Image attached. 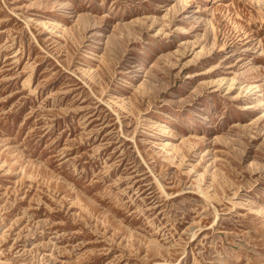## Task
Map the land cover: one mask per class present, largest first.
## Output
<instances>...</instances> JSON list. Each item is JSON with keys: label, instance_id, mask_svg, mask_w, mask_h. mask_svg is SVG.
<instances>
[{"label": "rangeland", "instance_id": "rangeland-1", "mask_svg": "<svg viewBox=\"0 0 264 264\" xmlns=\"http://www.w3.org/2000/svg\"><path fill=\"white\" fill-rule=\"evenodd\" d=\"M0 264H264V0H0Z\"/></svg>", "mask_w": 264, "mask_h": 264}, {"label": "bare ground", "instance_id": "bare-ground-1", "mask_svg": "<svg viewBox=\"0 0 264 264\" xmlns=\"http://www.w3.org/2000/svg\"><path fill=\"white\" fill-rule=\"evenodd\" d=\"M202 191V190H201ZM203 192V191H202Z\"/></svg>", "mask_w": 264, "mask_h": 264}]
</instances>
